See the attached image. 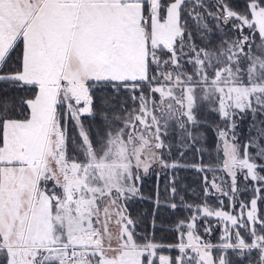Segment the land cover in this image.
Here are the masks:
<instances>
[{
	"label": "trees",
	"instance_id": "1",
	"mask_svg": "<svg viewBox=\"0 0 264 264\" xmlns=\"http://www.w3.org/2000/svg\"><path fill=\"white\" fill-rule=\"evenodd\" d=\"M172 1L159 0L161 18ZM253 6L264 7V0H184L173 48L151 50L148 79L92 81L87 114L58 104L68 159L82 165L104 163L94 157L102 153H131L138 120L154 128L159 162L140 180L135 176L138 189L122 196L111 186L103 198L120 202L138 241L164 245L166 253L183 255L182 264H264V35ZM22 66L18 42L0 66V145L5 120L29 117L38 96L35 84L15 77ZM175 77L181 86L173 85ZM168 83L175 94L158 91ZM188 85L191 107L185 105ZM225 137L237 148L233 175ZM123 178L112 180L125 186ZM220 212L234 220L228 229ZM42 256L43 264H59ZM0 264H9L1 243Z\"/></svg>",
	"mask_w": 264,
	"mask_h": 264
},
{
	"label": "rangeland",
	"instance_id": "2",
	"mask_svg": "<svg viewBox=\"0 0 264 264\" xmlns=\"http://www.w3.org/2000/svg\"><path fill=\"white\" fill-rule=\"evenodd\" d=\"M183 1L173 0L161 18L159 0H111L118 6L120 32L100 41L99 37L88 40L77 29L83 8L90 0H26L24 8L21 0H0V66L16 43H21L23 66L15 77L20 83L38 88L36 100L30 102L29 117L5 120L0 145V243L8 248L9 264H43L39 257L42 255L59 264H182L183 255L166 253L160 249L164 245L138 241L133 236L130 215L119 209L120 202L103 198L111 186L122 196L138 189L133 184L134 168L140 175L159 162L155 134L148 145V130L137 133L132 147L134 168L130 166V153L124 151L94 155L98 160L105 157V162L98 166L87 162L83 168L78 160L68 159L65 152L62 108L58 104L87 114L92 110L91 81L148 79L151 50L173 45L180 32ZM252 18L264 35V7L253 6ZM102 42L108 45L102 61L77 63L82 71L75 68L76 63L71 66L75 53L83 48L85 55L93 54ZM173 85L179 87L181 81L175 77ZM156 87L162 94L176 93L170 83ZM185 88V105L191 107L192 88ZM142 123L148 126L147 122ZM224 149L227 171L233 175L238 160L236 145L225 137ZM109 157L118 166L113 161L106 162ZM58 171L69 172L71 177L61 181ZM113 175H124L126 185L117 181L115 184ZM95 179L103 182L101 187L93 182ZM220 215L225 217L222 221L228 229L233 218L221 212ZM102 238L106 243L114 239L110 248L100 245ZM69 245L78 247L80 256L75 263L66 259ZM183 249L179 252L185 253Z\"/></svg>",
	"mask_w": 264,
	"mask_h": 264
},
{
	"label": "crops",
	"instance_id": "3",
	"mask_svg": "<svg viewBox=\"0 0 264 264\" xmlns=\"http://www.w3.org/2000/svg\"><path fill=\"white\" fill-rule=\"evenodd\" d=\"M22 1H23L22 7L23 8L27 7L26 0H21V3H22ZM77 1H79V0H77ZM82 4H84V3H82ZM92 6H94L96 8L99 7L100 11H102L104 15H107L106 14L107 11L109 12L110 15L113 14L112 18L110 20V23H109V30L107 31L106 35H104V38H106V36H107V38H114L115 36H117L118 33L120 32V24H119L118 14H117V10H118L117 4L112 3L111 0H106V2L98 4V5H97V3L87 4L83 8V10H85L84 12L86 14H88V11L92 8ZM86 9H87V11H86ZM113 18H114V20H113ZM102 28H104V27H102ZM102 28L100 29V31L102 30ZM91 31L93 32V29H91ZM107 47H108V45L105 42L104 44H101L100 46L97 47L96 52H94L96 54H94V53L93 54L86 53V55H85V54L75 53V55H74L75 59L71 56V60L73 58V62L71 61L70 64L72 66V64H75L77 62H83V61H86V60H87V63H93L94 60H95V62L102 61L103 57L106 56V54H107ZM79 58H84V59H79ZM75 70L76 69H74V67H71V71L73 73H75ZM88 73L90 75L89 71H88ZM102 236H103V233H102ZM114 236H116V234ZM103 238H105V237H103ZM103 238H102V241L100 242V245H102L103 247H108V246L111 245V243H113V240H114L113 238L110 241H107L108 243L103 242L104 241Z\"/></svg>",
	"mask_w": 264,
	"mask_h": 264
},
{
	"label": "water",
	"instance_id": "4",
	"mask_svg": "<svg viewBox=\"0 0 264 264\" xmlns=\"http://www.w3.org/2000/svg\"><path fill=\"white\" fill-rule=\"evenodd\" d=\"M93 3H97L98 5V4L104 3V1L103 2H99V1L87 2V4H93ZM84 11L85 10H83V14L81 15L82 17L78 21V24H77L78 33L83 37L87 36L88 40H91L93 38L96 39L97 37H99L100 41H102L104 39V35H106L107 31L109 30V23H110L112 16L109 14L108 11L106 13L107 15H104L103 12L100 11L99 7L96 8L94 6H92V8L88 11V14H86ZM106 17L107 18L109 17V19H106ZM101 28L102 30L100 31ZM91 29H93V32L91 31ZM106 39H108L107 36H106ZM101 44H104V42H102ZM82 49L80 50L78 54H84V51H83L84 49L83 50ZM79 59H83V58H79ZM77 63L82 64L85 62H77ZM77 63L75 64L76 65L75 68H79L80 71H82V68L80 67L81 65L79 64L80 66L77 67Z\"/></svg>",
	"mask_w": 264,
	"mask_h": 264
},
{
	"label": "flooded vegetation",
	"instance_id": "5",
	"mask_svg": "<svg viewBox=\"0 0 264 264\" xmlns=\"http://www.w3.org/2000/svg\"><path fill=\"white\" fill-rule=\"evenodd\" d=\"M166 49H172L173 48V45H171V46H166L165 47ZM93 81H102V80H93ZM92 82V81H91ZM90 84H92V83H90ZM62 110V109H61ZM60 110V111H61ZM143 122V121H142ZM142 122H140L139 120L137 121V123H136V128H134L135 129V131H134V133H133V136H132V138H131V142H132V147L134 146V140H135V137L136 136H138V132L139 131H141V130H143V129H145V130H143L144 132L145 131H147L148 130V134H146L147 136H149V141L147 142V144L148 145H150L151 144V142H152V139H151V135H153V134H155L154 133V128L153 127H149V126H147V127H145V126H143L142 124ZM61 125H62V130H63V133H64V125L62 124V121H61ZM155 146H158V152H159V145H158V143L155 145ZM65 152H66V150H65ZM130 155H131V157H132V161H133V159H134V156H133V153H132V150H131V153H130ZM68 156V155H67ZM155 165H156V163H155ZM154 165V166H155ZM53 167L55 168V169H57V167H55V165L53 164ZM135 167V162L133 161V168ZM136 168V167H135ZM135 168H134V174L136 175V177L137 178H141L142 176L144 177L148 172H145L144 174H138L137 172H136V170H135ZM57 175H58V178L61 180V181H65V179H68L69 177H71V174L68 172V173H65L64 171H58L57 172ZM55 202V201H54ZM102 233H103V231H102ZM114 238V237H113ZM2 246V245H1ZM2 247H4V246H2ZM38 247V246H37ZM109 247V246H108Z\"/></svg>",
	"mask_w": 264,
	"mask_h": 264
},
{
	"label": "built area",
	"instance_id": "6",
	"mask_svg": "<svg viewBox=\"0 0 264 264\" xmlns=\"http://www.w3.org/2000/svg\"><path fill=\"white\" fill-rule=\"evenodd\" d=\"M79 256H80V253L78 252V247L74 246V245H69L68 246V253L66 255L67 261L75 263V262H77Z\"/></svg>",
	"mask_w": 264,
	"mask_h": 264
}]
</instances>
